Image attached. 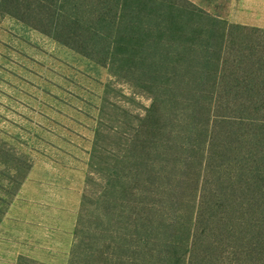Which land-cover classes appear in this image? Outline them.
<instances>
[{"label": "rangeland", "instance_id": "1", "mask_svg": "<svg viewBox=\"0 0 264 264\" xmlns=\"http://www.w3.org/2000/svg\"><path fill=\"white\" fill-rule=\"evenodd\" d=\"M198 1L223 15L226 0ZM220 44L221 58L264 56L263 32ZM204 89L213 83L192 90ZM188 90L155 87L0 13V264H165L164 242L177 227L184 242L200 200L212 130L244 120L264 131V117L236 118ZM240 126L229 141L250 136ZM223 154L217 164L231 171L236 155Z\"/></svg>", "mask_w": 264, "mask_h": 264}, {"label": "trees", "instance_id": "2", "mask_svg": "<svg viewBox=\"0 0 264 264\" xmlns=\"http://www.w3.org/2000/svg\"><path fill=\"white\" fill-rule=\"evenodd\" d=\"M0 13L91 60L147 76L155 87L174 94L185 84L190 99L202 105L240 119L264 117V56L221 58L217 45L230 42L235 30L264 29L230 23L191 0H0ZM239 64L245 70H232ZM212 83V91L192 90ZM234 121L253 127L252 133L245 142L229 141L242 128L227 129L229 120L212 130L200 200L184 226V242H176L178 227L176 241L164 242L165 264H264V131L254 129L255 122ZM223 150L238 160L231 171L217 164Z\"/></svg>", "mask_w": 264, "mask_h": 264}, {"label": "crops", "instance_id": "3", "mask_svg": "<svg viewBox=\"0 0 264 264\" xmlns=\"http://www.w3.org/2000/svg\"><path fill=\"white\" fill-rule=\"evenodd\" d=\"M191 1L202 7L198 0ZM202 8L211 13L210 9ZM216 16L230 23L264 29V0H226L223 15Z\"/></svg>", "mask_w": 264, "mask_h": 264}]
</instances>
